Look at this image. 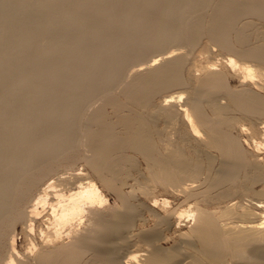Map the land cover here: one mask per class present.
I'll return each instance as SVG.
<instances>
[{"label": "bare ground", "instance_id": "obj_1", "mask_svg": "<svg viewBox=\"0 0 264 264\" xmlns=\"http://www.w3.org/2000/svg\"><path fill=\"white\" fill-rule=\"evenodd\" d=\"M250 17L264 0H0L6 264L17 226L37 239L19 264H264V122L238 121L264 117V84L227 58L239 89L210 63L152 106L187 84L168 46L264 67ZM77 155L87 172L63 169Z\"/></svg>", "mask_w": 264, "mask_h": 264}, {"label": "rangeland", "instance_id": "obj_2", "mask_svg": "<svg viewBox=\"0 0 264 264\" xmlns=\"http://www.w3.org/2000/svg\"><path fill=\"white\" fill-rule=\"evenodd\" d=\"M250 18H247L246 20H251V21H248V22L252 23V30L254 31V30L257 29L256 31H260L261 30L263 32L264 23L259 21V20H255L253 18L250 19ZM253 23H255V24H253ZM252 38L254 39V36H252ZM253 39L250 38V40H249V42H251V44L255 42V40H253ZM216 45H215L214 42L209 40L207 37L202 36L196 42V44L193 45V46H188V47L184 46V45L177 46L178 48L181 47L180 49H177L176 46L175 47L174 46H168V47H166V49L164 48L163 51H168V50H171V49L173 50L174 48H176L174 50V52L175 53L178 52V55H179V53H181L183 55L184 59L186 60V61H184V65H183V67H184L183 68V72H184L183 76L185 75L184 78L186 79L187 84L185 86H182V87H179V88H175V89L169 90L167 92L160 93V94L156 95L153 98L152 106L153 107H155V106L157 107L158 104L160 105L163 97L168 95V94L170 95V94H173V93L175 94V93L181 92L183 94V96L186 97V95H188V93L190 91L189 88L192 87V85L194 83L195 78H197L200 75L199 69L201 67L207 65V64H210V63H215V66H214L215 67V71H218V72L222 71L221 73H223L225 75V81H226V84L229 86V88H231V89H239L243 85V83L240 82L242 79H241L240 76L235 74V72L232 70V68L229 65L225 64L227 58H232L236 62V64H240L241 65L243 63V64L248 65V66L251 67L252 74L254 75V77L252 78V82L250 80V82L248 81L246 83L247 84L246 87H248V88L251 87L250 89H252L254 91H257L258 93L260 92V94H262L263 90L258 88L257 86H255V84H258L260 82H262L261 84H264V73H263L264 72V67H260L259 65H257L256 63H254L252 61H245V60L239 59L236 56L234 57L233 55L221 50V48L218 45L217 46ZM253 83H254V85H253ZM254 87H256V88H254ZM116 91H117V89L115 90V92ZM182 100H184V98H182ZM219 101L221 103H223L224 99L219 98ZM96 103H98V102L96 101ZM181 103L182 102H179V104H181ZM109 108L110 107H108V106L106 107V112H108V114L110 113V111H109L110 109ZM238 121H239L240 124L244 125L245 128L252 127L251 125H253V124H254L255 127L256 126L259 127L260 123L262 121L264 122V117H259V118H256L255 120H248L246 118L245 119L244 118H242V119L239 118ZM156 126L157 127H161L162 126L161 121H157ZM235 133H236V131H235ZM85 152L86 151H82L83 154ZM135 157H136L135 158L136 170L138 172H140V173H144L145 164H144V162H142L143 160L141 159L140 156H135ZM81 158L82 157L79 156V155L75 156L74 158L71 159V161L68 162V164H66L67 166L63 167V169H70V170H73V171H76V172L80 171V172H83V173L87 172V170L85 169L86 167H85V165L82 162L83 159H81ZM129 182H131V181L129 180ZM104 194L107 196L108 202L112 203L111 200L113 198L111 197V195L106 194V192H104ZM14 234H15L14 235L15 251L17 253H13L14 255H12V259H13L12 262L14 264H19L20 261L25 259L24 257H26L28 255L30 256L31 254L33 255V253L36 251L37 239H34V241H32L33 239L32 240L29 239V241H30L29 242L27 237L24 238L25 236L22 233V229H20V226L16 227ZM7 241L8 242L10 241V237L7 238ZM7 241L5 240L2 243V247L0 248V264H6L7 261H8L7 259H9V257H8L9 256V250H7L8 249V247H7L8 244H6ZM31 242H33V244H35L33 247L30 244ZM5 261H6V263H5Z\"/></svg>", "mask_w": 264, "mask_h": 264}]
</instances>
